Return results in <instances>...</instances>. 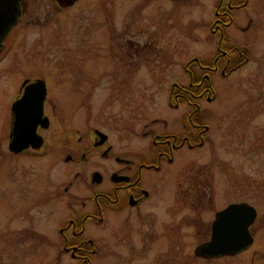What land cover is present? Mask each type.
I'll return each mask as SVG.
<instances>
[{
	"label": "flooded vegetation",
	"instance_id": "af4514ba",
	"mask_svg": "<svg viewBox=\"0 0 264 264\" xmlns=\"http://www.w3.org/2000/svg\"><path fill=\"white\" fill-rule=\"evenodd\" d=\"M95 1L16 0L0 52L8 37L23 38L25 26L38 27L34 32L49 27L53 32L47 36L54 37L73 14L88 7L93 11ZM165 1L170 13L179 3ZM256 4L213 0L205 25L215 36L211 60L191 56L182 65L187 80L162 88V101L130 106L129 118L135 106L140 109L135 133L144 138L133 146L117 144L92 123H69L78 99L68 102V92L79 82L70 81L74 74L68 68H47L43 62L13 74L15 80L0 89L5 118L0 130V264H264V227L258 221L264 218V67L245 66L254 45L226 32L236 20L232 10L255 9ZM247 20L246 26L249 15ZM33 57L31 51L23 63ZM235 71L236 83H228L235 99L215 98L211 75ZM8 74L12 79V71ZM64 79L70 80L66 84ZM65 87L68 108L62 101ZM24 93L27 101L17 111L38 117L32 140L38 144L12 147V102ZM196 153L205 187L191 166ZM92 155L102 161L90 164ZM184 169L192 172L174 179ZM233 188L235 196L227 191ZM221 197L229 199L210 204ZM232 202L254 208L247 225L251 242L233 252L207 254L202 246L215 214Z\"/></svg>",
	"mask_w": 264,
	"mask_h": 264
},
{
	"label": "rangeland",
	"instance_id": "374dc122",
	"mask_svg": "<svg viewBox=\"0 0 264 264\" xmlns=\"http://www.w3.org/2000/svg\"><path fill=\"white\" fill-rule=\"evenodd\" d=\"M253 1L257 2L255 9L247 6V9L245 7L237 12V9L232 10V14L236 13V20L226 32L234 33L238 39L254 45L255 49H251L250 60L245 66L264 67V57L260 56L264 54V0ZM168 5L165 0H96L93 11L88 7L73 14L71 20L57 28L52 38L47 36L53 32L49 31V27H45L44 32H34L38 27L25 26L28 32H24L23 38L9 40L8 37L4 41L0 52V89L15 80L16 75L13 74L16 71L24 73L41 66L43 62H46L44 66L47 68H53L52 64L68 68L74 74V78L69 80L74 82L78 79L79 82L74 92H68L71 97L66 94V87L65 92L62 91L66 108L68 105L64 101L67 97L68 102L75 97L78 99L74 100L78 109L74 108L69 123L77 127L92 123L108 133L109 138L112 134L121 146L141 143L137 141L142 137L135 133L142 120L140 109L135 106V113L129 118L130 106L162 101V88L167 89L174 81L187 80L182 67L184 61L195 55L209 62L213 53L215 36L205 28L213 15V0H179L172 13L163 8ZM247 15L251 17L248 26ZM94 18L97 19L96 24L90 20ZM15 30L16 27L9 32V36ZM31 51L34 57L24 64L23 57ZM11 71L13 76L9 79ZM236 72L228 76L217 72L211 75L215 98L235 99L236 93L229 89L228 83H236ZM69 80L64 79L63 82L67 84ZM3 98L4 95L0 94V100ZM2 108L1 101L0 130L5 128ZM154 127L159 126L154 124ZM132 140L135 144L131 143ZM197 158L198 153L191 166H194L195 177L203 179L201 185L204 186L205 171ZM90 159V164H94L95 160L102 161L94 155ZM185 170L183 174L182 171L177 172L174 179H182L192 172ZM259 172L262 173L260 169ZM223 183L227 185L226 181ZM227 191L235 196L234 188ZM224 199L229 198L221 197L210 204H222ZM258 221L264 227V218ZM261 231L264 232V228Z\"/></svg>",
	"mask_w": 264,
	"mask_h": 264
},
{
	"label": "water",
	"instance_id": "95a60500",
	"mask_svg": "<svg viewBox=\"0 0 264 264\" xmlns=\"http://www.w3.org/2000/svg\"><path fill=\"white\" fill-rule=\"evenodd\" d=\"M15 5L16 0H0V40L13 23ZM26 101L27 94L24 93L12 102V109L15 110L16 116L12 121V136L9 146L19 147L28 144V142L38 144L32 141L35 139L34 128L38 117L28 113L34 117L25 118L23 114L19 113L20 110L17 111L20 106H24ZM38 101L40 99L35 103V112L39 114L40 104ZM254 214L253 206L247 202L228 203L216 212L210 238L202 246V250L207 254H214L233 252L244 247L251 241L247 225L254 218Z\"/></svg>",
	"mask_w": 264,
	"mask_h": 264
}]
</instances>
